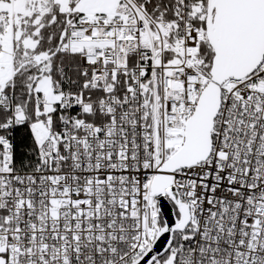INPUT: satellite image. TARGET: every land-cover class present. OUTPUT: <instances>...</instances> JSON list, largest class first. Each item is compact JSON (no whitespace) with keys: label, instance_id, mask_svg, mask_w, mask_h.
<instances>
[{"label":"snow or ice","instance_id":"6c2138e0","mask_svg":"<svg viewBox=\"0 0 264 264\" xmlns=\"http://www.w3.org/2000/svg\"><path fill=\"white\" fill-rule=\"evenodd\" d=\"M0 264H264V0H0Z\"/></svg>","mask_w":264,"mask_h":264}]
</instances>
